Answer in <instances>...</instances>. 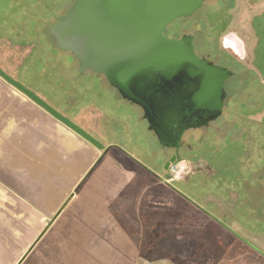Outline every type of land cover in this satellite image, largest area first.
<instances>
[{"label":"rangeland","instance_id":"1","mask_svg":"<svg viewBox=\"0 0 264 264\" xmlns=\"http://www.w3.org/2000/svg\"><path fill=\"white\" fill-rule=\"evenodd\" d=\"M72 1L0 0L2 70L103 144H112L162 178L138 173L136 194L181 193L205 212H214L223 225L241 230L256 247L263 246L264 0H206L195 14L166 29L176 34L202 29L201 37L214 42L212 57L236 71L227 83L231 99L222 117L208 129L186 133L184 144L190 148L166 170L162 166L173 151L162 149L147 130L141 108L121 99L103 77L79 71L74 56L56 47L49 27ZM229 37L240 45L241 66L227 54ZM199 217L206 221L203 213ZM194 253L187 248L161 252L178 264H224L217 255L216 261Z\"/></svg>","mask_w":264,"mask_h":264},{"label":"crops","instance_id":"2","mask_svg":"<svg viewBox=\"0 0 264 264\" xmlns=\"http://www.w3.org/2000/svg\"><path fill=\"white\" fill-rule=\"evenodd\" d=\"M80 127L104 148L0 81V264H178L161 252L183 248L264 264V245L181 193L136 194L138 173L161 178Z\"/></svg>","mask_w":264,"mask_h":264},{"label":"water","instance_id":"3","mask_svg":"<svg viewBox=\"0 0 264 264\" xmlns=\"http://www.w3.org/2000/svg\"><path fill=\"white\" fill-rule=\"evenodd\" d=\"M205 0H73L49 27L56 47L78 61L79 71L102 74L123 98L139 105L148 118L152 112L145 97L154 83L172 81L180 74L198 76L193 97L196 104L184 115L205 112L209 120L222 112L223 83L231 71L198 58L190 36L167 38L164 30L176 19L187 17ZM0 77L75 133L98 147L90 133L54 109L0 67ZM189 110V109H188ZM158 113V112H156ZM161 111L167 122L172 114ZM172 117V118H171ZM180 138V136H179ZM177 143L174 144L176 146ZM175 161L172 156L165 168Z\"/></svg>","mask_w":264,"mask_h":264},{"label":"flooded vegetation","instance_id":"4","mask_svg":"<svg viewBox=\"0 0 264 264\" xmlns=\"http://www.w3.org/2000/svg\"><path fill=\"white\" fill-rule=\"evenodd\" d=\"M201 7L196 11L200 10ZM195 12L193 14H195ZM193 14H191L190 16H192ZM169 26L170 24L167 25L164 30V35L167 38L180 39L183 36H190L194 48V52L198 58H201L208 63H211L216 66H220L222 68H226L231 71L230 76L223 83V89H224V94L222 98V105H223L222 110H223L226 104H228V101H230L231 99V94L227 90V83L229 82L230 79L235 78L236 71L233 69L232 66L228 65V63L222 60H215L212 57L214 42L209 43V41H206L204 37L203 38L201 37L203 32L202 29L198 28L192 31H189L187 29H182L178 34H176V33L166 32V29ZM226 41L229 48L231 49V53H227V54H229V56H231V58L235 60L236 64L241 66L243 64L241 61L243 58L242 57L243 53L240 50L239 43L235 39H232L230 37ZM96 75L103 77L105 79V77L102 74H96ZM199 81H200V77L198 78V76L189 77L186 74H180L174 79L173 81L174 83H172V81L168 82L164 80H161L160 83H154L152 87L148 89L149 91L146 94H144L145 97L149 99L152 110L148 118L144 117V111L139 105H136L128 101L127 99L123 98L121 93L106 81L108 86L111 89H113L117 93V95L121 97V99L141 108L143 112V118L147 124V130L155 136L162 149H171L173 151L171 155L165 160V163L162 166L164 170H166L176 161H179L181 159L180 155L183 149L190 148V144H184V137L186 133L201 129H208L211 125L219 121V119L222 117V112H221V114L218 115L217 118L213 120H209L207 123H205V121L208 119V117H206L207 114L206 116L203 115L205 112L196 111L191 113L190 115L183 114L186 111H192L191 108L196 104V100L193 97V95L196 93L198 89L197 86ZM235 82L236 84L239 83L237 81ZM161 111H164L166 113L167 112L171 113L173 116V120L171 119L169 122H167L164 117L163 118L159 117L158 113L161 114ZM175 143H177L176 146H174ZM172 156H175V161L170 163L165 168L166 162L169 161V159ZM136 162L141 164L138 161Z\"/></svg>","mask_w":264,"mask_h":264}]
</instances>
